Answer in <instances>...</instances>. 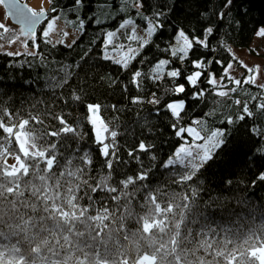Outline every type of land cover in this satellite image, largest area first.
Returning <instances> with one entry per match:
<instances>
[{"label": "trees", "instance_id": "1", "mask_svg": "<svg viewBox=\"0 0 264 264\" xmlns=\"http://www.w3.org/2000/svg\"><path fill=\"white\" fill-rule=\"evenodd\" d=\"M119 1L81 0L84 26L69 45L49 43L50 40L41 35L40 25L36 31L35 56L25 52L9 56L7 52L0 51V107L11 112L13 120L24 121L32 116L42 121H30V126L38 131L25 133L24 136L43 135L44 139L38 143H55L60 159L59 168L54 167L51 171L45 168L43 173L35 172L21 183L19 192L23 194L26 189L37 200L40 199L37 193L43 189L40 204L26 197L22 201L23 208L18 207L7 199L9 185H4V191L0 194L5 195V200L0 201V206L5 210L11 207L15 211L0 212V232L5 234L3 243L6 247L22 242L31 244V250L36 253L35 264H44L43 257H47L49 264H118L122 256L129 258L131 264L130 256L147 249L149 245H158L161 250L156 257L157 264H173V261L176 264H224L225 259L242 255L249 249L252 233L256 234V238L264 239V181L258 179L264 171V114L256 111L257 103L264 100V89L252 83H243L235 87V92L219 97L214 88L207 84V73L221 77L224 75L223 67L234 60L228 49L249 47L258 28L264 27V0H233L228 8H224L227 0H140L142 7L129 10L138 24L144 26L145 17L156 23V14L162 13L159 23L163 27L157 29L150 43L141 49L127 68L102 58L105 32L115 28L123 15L103 23L94 21L99 7L110 10ZM77 6L75 0H51L50 16ZM221 11L225 13L223 19L218 15ZM207 27L214 28L208 49L194 45L185 61L172 57L170 50L164 51L169 49L177 30H184L190 38L203 39ZM12 31L14 33L7 34V40L14 38L15 31ZM4 38L0 33V39ZM29 45L33 46V42ZM167 57L170 63L166 67L180 69L182 76L173 79L164 75L158 81L151 79L156 62ZM197 59L220 60L224 64L209 65L194 88L186 83L184 76L198 70L191 63ZM137 70L143 74L137 80L139 86L132 83ZM224 81L229 88L230 80ZM175 84H184L186 92L179 95L171 92ZM197 88L210 91L205 93L203 99H194L193 93ZM73 95L80 96V99L74 100ZM252 96H257L258 100H252ZM136 97L139 102L133 103ZM236 98L241 100L240 105L234 103ZM152 99L160 100V104L151 103ZM177 99L186 102L180 124L189 123L192 117H201L208 131L215 127L226 130L223 148L214 150L213 159L197 172L193 181L187 182L197 189L194 203L189 201L186 194L190 188L176 184L173 179L182 171V166H163L182 142L175 135L176 129L171 126L176 123V118L164 108L169 101ZM245 101H248L254 116H245L240 121L237 117L243 114ZM87 104L101 105L99 115L110 131L117 132L118 159L114 158L111 170L106 168V158L100 152L101 145L95 141L93 126L88 120ZM16 113H19L18 117ZM55 116H63L69 125L77 129V133L63 134L60 138L45 135L61 127ZM229 116L234 123H227ZM4 122L7 125V116H4ZM105 135V142L111 144L110 134ZM8 139L11 140L10 144L5 143ZM141 140L150 141L153 149L150 153L137 152L136 155L140 157L137 160L128 153ZM18 148L15 138L8 137L0 129V159H4L5 152L22 155ZM46 150L45 146H41L37 151ZM20 151L27 153L21 148ZM84 152L91 155L84 157L85 165L82 166L77 157ZM152 155H155V160L151 159ZM89 161L92 164L87 166ZM141 166L150 169L148 178L142 182L145 187L165 190L164 195L170 198L167 208L161 209L159 205L156 208L157 213L167 212L169 208L173 213L161 218L170 220L172 225H160L162 229L167 228L163 239L141 234L135 217L130 215L135 211L141 219L145 217L142 193H138L134 201H121L116 197L119 208H114L116 202L109 197L119 192L103 191L110 184L120 188L118 182L127 176L135 177ZM93 180L96 181L95 187ZM229 180L231 184L226 183ZM97 187H102V191L96 192ZM49 199L54 200L75 222L68 225L63 216L46 212L47 207H51L47 204ZM158 199L159 203H164L161 197ZM73 201L76 203L73 204ZM101 201L105 208L113 210L107 212L106 216L103 212L90 214L89 210L101 209ZM29 212L32 214L28 215ZM49 219L56 227L49 224ZM185 226L187 235L183 233ZM98 228L103 235L97 231ZM222 228L233 229V234L220 231ZM209 229L217 231L219 238L211 235ZM20 232H23V236L18 235ZM10 234H16L18 238L10 241L7 238ZM176 244H183V248L173 256ZM93 248L95 251H92ZM64 249L68 251L65 253ZM224 253H228V256L217 258ZM178 257L183 259L178 260Z\"/></svg>", "mask_w": 264, "mask_h": 264}, {"label": "snow or ice", "instance_id": "2", "mask_svg": "<svg viewBox=\"0 0 264 264\" xmlns=\"http://www.w3.org/2000/svg\"><path fill=\"white\" fill-rule=\"evenodd\" d=\"M77 5H80L81 0H75ZM233 0H227V2L224 4V8H228L231 6ZM0 4H5L8 8L14 10L13 15H16L19 18V21L22 25V28L20 29V34L24 37L32 39L34 45L36 40V29L39 24H41L42 18L46 16V10L41 8L39 11L34 10L32 8L25 6H22L19 3V0H0ZM134 7L139 8L142 7V4L140 3V0H135ZM52 11H56L55 8L52 9ZM138 15L140 13L138 12ZM163 15L162 13H157V22L155 24L151 23V21L148 24V27L146 29L147 31V38L142 39L140 41V48H143L144 46L148 45L151 41L152 36L156 33L158 28H162L163 25L159 23V17ZM219 17L223 19L225 13L221 11L219 14ZM55 23V18L50 20L47 24V27L43 30L42 36L44 38L49 37V33L53 30ZM132 20H125L124 23L120 25V28H125L129 24H132ZM82 26V22H81ZM0 28H5L3 24H0ZM5 31H8V29L5 28ZM214 32L213 27H207L204 29V38L200 39L198 37L193 36L191 39H189L188 35L185 34L184 30L178 31V36L176 39L180 41L179 47H173L171 49V56L176 57L180 59L181 61H185L189 57L190 51L193 49L194 45L201 46L205 49L209 48V37L212 36ZM65 35H67L65 33ZM257 35L264 36V27H261ZM115 36L114 32H108L107 33V39L104 44L105 52L103 54V59L105 60H111L113 59L112 56H110L107 52V46L113 43V37ZM129 40L136 41L140 38L136 36V29L133 27L132 34L128 36ZM49 43L51 41H48ZM62 43V41H60ZM3 46L0 45V48ZM24 47H25V53L28 55L35 56V52H27V41H24ZM123 47V45H121ZM164 51H169L168 48L164 49ZM228 51H231L228 49ZM129 54L123 57L122 59L116 60L115 62L117 64H123L124 68H127L131 60L135 59L136 50L129 48L128 50ZM7 55H21V53L16 52H7ZM170 63L167 59H160L158 63L155 65V67L152 69L153 75L150 77L153 80H160L163 78L164 75L170 78H179L182 76V71L180 69H174L169 70L165 73L164 69L165 66ZM193 67L195 69H198L191 74H188L184 76V79L186 83L194 88L198 86V84L201 81V77L205 75V69L213 64L216 63L218 65L223 66L224 62L220 60H208L204 61L203 59H197L191 61ZM247 67V66H245ZM232 68V63L228 62L225 67H223L224 75L220 77L219 80H217L216 75L214 73H207L208 79L207 84L212 86V88L215 89L216 95L219 97H226L229 95L228 91L221 90V87H227L224 85L225 79H231V77L228 76L229 70ZM249 72H253L254 69L248 68ZM142 72L140 70L135 71L132 77V83L139 86L137 80L138 78L142 77ZM240 80H235L236 85H240ZM245 83H255V77L250 76L247 80H245ZM261 88H264V85H260ZM171 92H173L176 95L184 94L186 92V88L184 84H175L173 88L170 89ZM210 89L205 88H197V91L193 93L194 99H203L206 92H209ZM231 92H235L236 88H231ZM155 95V94H154ZM74 100H79L80 96L73 95ZM252 100H258L257 96H252ZM133 103L139 102V98H133ZM153 104L159 105L160 100L158 99H152L150 101ZM237 105L241 104V100L237 99L234 102ZM186 102L185 100H171L166 105H164V108L168 111H170L171 115L176 118V123H173L171 126L174 129H177L175 132V135L177 137H181L184 139L183 135L184 133H187L188 136L192 138L191 145L185 146L181 145L179 146L174 153L173 157H170L167 159L166 164L163 166L165 168L169 166H175L180 165L182 166V171L178 172L174 176V182L178 185H183L184 187L190 188V192L186 193L189 201L194 203L197 196V189L194 187H191L187 182L193 181L194 177H196L197 172L210 160L213 159L214 156V150L222 149L225 145V136H226V130L223 128H215L214 130H211L210 133H205L204 136L201 135V131H204L203 128V121H195L194 123L197 125L196 127H179V120L181 118V113L185 109ZM88 113L90 114L88 117L89 122L93 126V132L95 141L101 145L100 152L103 157L106 158L105 160V166L107 169L111 170L114 166V158L118 159V150L116 147V140L117 132L115 130L110 131L108 124L105 123L104 119L101 118L99 115L101 105L99 104H87L86 105ZM159 109H157V112ZM256 111L264 114V100H260L256 105ZM242 113L237 117L238 120L243 121L245 119V116L253 117L254 112L250 110L248 101H245L243 103L242 107ZM4 116L8 117V123L7 125L4 122ZM19 116V113H16V117ZM54 119H57L61 125V127L58 130L51 131L50 133H46L45 135H50L51 137L60 138L63 134H73L75 135L77 133V129L73 126L69 125L67 121L64 119L63 116H55ZM30 121L33 122H40L37 118H34L32 116H29L27 120L20 121L19 119H12V113L8 112L5 108L0 107V129L3 130V132L8 134V137H14L15 140L19 144L18 151L22 155L18 154H10L9 152L4 153V159H0V193H3L4 191V185L8 184V191L6 193L7 199L9 201H13L18 207L23 208V199L26 197H31V193H29L26 189L23 194L19 192V188L21 187V183L24 180H27L29 176H32L35 172H41L43 173L45 168H47L49 171L53 170L55 168H59V153L57 152V145L55 143H38L39 141L44 139L43 135H31L27 136L25 138V133H36L38 130L34 127L30 126ZM111 123V122H109ZM227 123L232 124L234 123L231 116L227 117ZM200 128V131L197 130V128ZM15 129V131H14ZM21 129L23 131H21ZM253 131H256V129H253ZM105 133H109L112 142L107 143L105 142L107 137ZM21 139H26V141H31V143H25V147L27 149V153L20 151V143L19 141ZM197 141H203L202 143H197ZM7 144L11 143V140L8 139L5 141ZM187 144V141L185 142ZM41 146H45L47 148L46 151H37ZM9 150H12L10 147H5ZM153 145L150 141L146 142L141 140L136 148L132 151H129L128 155L130 157H134L135 159L139 160L140 157L136 155L137 152L140 153H150L152 152ZM91 154L89 152H84L82 156L77 157L79 159L80 164L83 166L85 165L84 157H89ZM12 156L15 160V163L9 164L8 163V157ZM66 161L68 158H65ZM152 160H155V155L151 156ZM92 161H89L88 165H91ZM18 165V166H17ZM27 166V167H26ZM31 169V171H29ZM84 170H87L86 168ZM111 173V171H109ZM5 174L7 175V179L5 178ZM150 174V169H146L143 166H141L140 171L137 173L135 177H126L125 179H122L118 182L120 185V188L114 187L110 184L109 188L103 189V191H106L108 193H118V195H112L109 197V199L115 201L114 208H119V204L117 203L116 197H119L121 201L126 200H135L138 193L143 194V208L142 211L146 213L145 217L141 219L140 216H137L135 211L131 212V216L135 217V223L138 225V228L141 232V234L145 236H152L156 235L163 239L166 236L167 228H161V224H167L169 227H171V221L170 220H162V217L165 216H171L172 209L169 208L167 212L161 211L156 212L157 205L161 209L167 208L168 204L170 202V198L166 195H164L165 190H157V189H151L145 187V185L142 183L145 181ZM21 178V179H18ZM259 180L264 181V172L260 173L258 176ZM111 180V177H109V181ZM226 183L231 184L232 181L229 180ZM15 184V187H12V185ZM93 186L95 187L96 181H92ZM137 185L139 187H137ZM131 186V191H129V188ZM91 191V190H90ZM96 192L102 191V187H97L95 189ZM43 192V189L40 190V192L37 193V196H40V199L37 200L36 197H31L33 200H36L37 204H40L43 200V196L40 195V193ZM151 192V195H148V193ZM123 193V194H122ZM15 194V196L13 195ZM46 195V194H45ZM158 197H161L164 200V203H159ZM79 199V197L77 198ZM85 199H87L85 197ZM94 199V198H93ZM5 200V195L0 194V201ZM152 201H157V203H152ZM76 201H73V204H75ZM47 204L51 205V207H47L46 212L58 214L60 216L64 217V222L68 225H71L75 221L73 218L67 214L66 212H63L59 206H57L54 202V200L49 199L47 201ZM101 209H96L94 211L89 210L90 214L99 215L101 212L104 213V215H107V212L112 211V208H105L103 206V201H101ZM139 207V205H136ZM183 206V205H181ZM65 208H67V205H65ZM14 212L15 210L11 207L8 209H3L2 206H0V212ZM186 212H188V209H185ZM32 213L29 212L28 215H31ZM39 213L37 212V215ZM153 214H155V219H153ZM191 214V213H189ZM27 218V217H25ZM47 218V217H46ZM55 218V216L53 217ZM178 218V217H177ZM49 224L52 227H56V225L52 224V220L49 219ZM191 222V221H188ZM30 223V222H29ZM40 223H43V221H40ZM0 227H2V224H0ZM97 231H100L98 228ZM211 235L217 236L219 238V233L215 230L209 229ZM220 231L232 235L233 229L231 228H222ZM184 235H187V227L185 226L183 228ZM100 234L103 235V232L100 231ZM19 236H23V232H20L18 234ZM95 235V233H93ZM201 236L204 235L203 232L200 233ZM0 264H35L34 257L36 256V253L32 251V245L28 244L27 242H22L17 244L13 247H6L3 243V240L5 238V234L3 232H0ZM7 238L11 240H16L18 237L16 234H10L7 236ZM83 239V237L81 238ZM254 241V243H252ZM87 243V241H84ZM34 243V241H33ZM249 249L245 251L242 255H236L234 257H231L229 259L224 260V264H264V239H258L256 238V234H251V239L249 240ZM231 246V245H230ZM183 248V244H176L174 245V250L172 252V255L174 256L176 252L181 250ZM44 250L42 249L41 252ZM65 253L68 251V249L63 250ZM92 251H95L93 248ZM161 254V250L158 245H149L147 249L141 250L140 252H137L130 256L131 264H157L156 257ZM224 256H228V253H224L223 256L217 257L218 259H224ZM183 257H178V260H182ZM44 264H49L47 257H43ZM80 264V262H78ZM118 264H129V258L123 257L121 258V261L118 262ZM173 264H176V261H173Z\"/></svg>", "mask_w": 264, "mask_h": 264}, {"label": "rangeland", "instance_id": "3", "mask_svg": "<svg viewBox=\"0 0 264 264\" xmlns=\"http://www.w3.org/2000/svg\"><path fill=\"white\" fill-rule=\"evenodd\" d=\"M20 1L27 4L29 8H32L37 11L43 8L46 10L47 14L50 13L49 7H50L51 0H20ZM134 4H135V0H120L119 3L111 7L110 10H106L102 8L104 11H107L106 13L102 9H99L100 7L95 12V17H94L95 23H103L107 20L114 19V18L119 17L120 15H123L122 18H120V21L115 28L108 29L105 32V37L103 41L102 55L105 52L104 44L107 39V33L108 32L115 33V36L113 37V43L107 46V52L110 56L113 57V59H111L113 61L122 59L123 57L128 55L129 48H132L136 50L137 53H139L142 49L140 48V41L142 39L147 38L146 29L151 20L150 18L145 17L146 24L144 26L139 25L138 22L132 16V14L129 13V10L131 8H134L137 10L139 9V8L134 7ZM77 7L71 10L70 9L61 10L57 14L49 16V18L44 23H41L42 25L41 30H40L41 35L43 33V30L47 27L48 22L52 20L53 18H55L53 30L49 33V37H47V39H49L52 43H60V41H62L61 44H66V45L71 44L74 41V39L78 36V34L80 33L82 26H84V19L82 18V15H81L80 5H78ZM125 20H132L133 23L129 24L125 28H120V25L124 23ZM81 22H82V26H81ZM151 23L155 24L153 21H151ZM0 24H3L5 28L8 29V31H5V28H0V33H2L5 37L4 38L5 40L0 39V45L3 46L2 48H0V51L13 52V53L25 52L24 41L26 40L27 41V52H34L35 50L34 43H33V46L29 45L30 42H33L32 39L24 37L23 35L20 34L21 27L13 23L10 20V18L6 15L2 4H0ZM133 27H135L136 29V36L140 38L136 41H132L128 39V36L132 34ZM260 28L261 27H259L258 30ZM12 30L15 31L14 38H8L9 40H7L6 39L7 34L14 33ZM179 30H177L173 38V41L169 44L170 55H171V49L173 47H179L180 45V41L176 39V37L178 36ZM257 32L248 48H232L231 49V54L234 57V60L231 61L232 68L228 72V76L231 77L229 81V84H231V86L229 88L222 86L221 90L228 91L230 94L232 93L230 89L238 86L235 84V80L237 79L240 80L241 81L240 84L242 85L243 83H245V80H247L250 76L255 77V83H252L253 85H256L259 87L260 85H264V68H263L264 66V36L257 35ZM65 33L67 35H65ZM189 39L191 38L189 37ZM121 45H123V47H121ZM162 59L169 60L168 57L162 58ZM158 61L156 62V64L158 63ZM248 68H252L254 69V71L249 72ZM169 70H172V69H168L165 66V69H164L165 73ZM216 78L217 80L220 79V77H216ZM223 83L224 85H226L227 82L224 81ZM237 99L239 98H236L235 100ZM177 100H181V99H177ZM195 121H203V119L201 117H192L189 123H185V124L179 123V127H185V128L189 126L196 127L197 125L194 123ZM203 128H204V131H201L202 136H204L205 133L211 132V130L208 131L206 129V127L204 126V123H203ZM215 128H221V127H215ZM215 128H213L212 130H214ZM197 130L200 131V128L198 127ZM182 135L184 139L180 137L182 139V142L179 146L191 145L192 138L188 136L187 133H184ZM186 141H187V144L185 143ZM202 142L203 141H197V143H202ZM19 143H20V148L23 151H27L25 147L26 139H21ZM174 153L170 157H173ZM8 163L9 164L15 163V160L13 159L12 156L8 157Z\"/></svg>", "mask_w": 264, "mask_h": 264}, {"label": "water", "instance_id": "4", "mask_svg": "<svg viewBox=\"0 0 264 264\" xmlns=\"http://www.w3.org/2000/svg\"><path fill=\"white\" fill-rule=\"evenodd\" d=\"M19 3H20L22 6H25V5H26L24 2H21L20 0H19ZM2 5H3V8H4V10H5L6 15L10 18V20H11L13 23L19 25V26L22 28V25H21V23H20V21H19V18H18L16 15H13V14H12L14 10L8 8L5 4H2ZM26 6H27V5H26ZM27 7H28V6H27ZM47 16H48V14H47V12H46V16L42 18L41 23L47 19ZM39 25H40V24H39ZM39 25H38V26H39ZM38 26H37V28H38ZM36 30H37V29H36Z\"/></svg>", "mask_w": 264, "mask_h": 264}]
</instances>
